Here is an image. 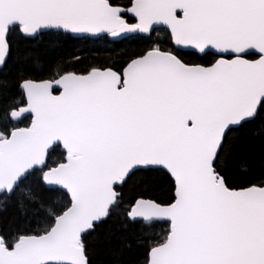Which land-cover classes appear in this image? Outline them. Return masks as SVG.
I'll return each mask as SVG.
<instances>
[{
	"label": "snow or ice",
	"instance_id": "snow-or-ice-1",
	"mask_svg": "<svg viewBox=\"0 0 264 264\" xmlns=\"http://www.w3.org/2000/svg\"><path fill=\"white\" fill-rule=\"evenodd\" d=\"M0 264H264V0H0Z\"/></svg>",
	"mask_w": 264,
	"mask_h": 264
},
{
	"label": "trees",
	"instance_id": "trees-1",
	"mask_svg": "<svg viewBox=\"0 0 264 264\" xmlns=\"http://www.w3.org/2000/svg\"><path fill=\"white\" fill-rule=\"evenodd\" d=\"M91 50L86 53L87 55H97L101 58H113V59H116L119 57V52H120V49H116L115 51H112L111 49L113 48V46L111 45H108V46H105L104 48H100V49H94V48H91V46H88Z\"/></svg>",
	"mask_w": 264,
	"mask_h": 264
}]
</instances>
